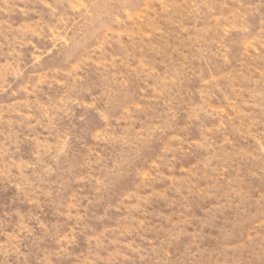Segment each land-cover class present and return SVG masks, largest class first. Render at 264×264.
I'll return each instance as SVG.
<instances>
[{"label":"rangeland","instance_id":"obj_1","mask_svg":"<svg viewBox=\"0 0 264 264\" xmlns=\"http://www.w3.org/2000/svg\"><path fill=\"white\" fill-rule=\"evenodd\" d=\"M0 264H264V0H0Z\"/></svg>","mask_w":264,"mask_h":264}]
</instances>
